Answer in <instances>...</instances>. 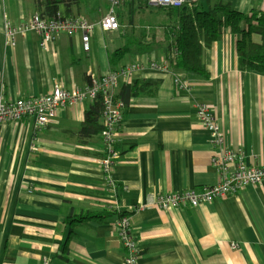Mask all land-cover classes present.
Instances as JSON below:
<instances>
[{"label": "crops", "instance_id": "1", "mask_svg": "<svg viewBox=\"0 0 264 264\" xmlns=\"http://www.w3.org/2000/svg\"><path fill=\"white\" fill-rule=\"evenodd\" d=\"M208 1L242 15L264 12V0ZM107 11V0H79L59 13L96 24ZM36 13H42L36 0H0L2 102L46 95L54 86L83 88L91 75L137 62L143 69L122 83L152 91L124 106L113 187L100 165V134L79 135L90 101L59 109L41 131L30 117L0 126V264H124L115 228L119 213L130 219L140 250L136 264H264V186L197 208L163 211L151 204L160 194L219 183L210 164V134L196 117L199 103L213 113L226 148L242 153L247 166L264 165V71L240 70L238 37L222 26L219 39L202 48L205 78L176 67L159 43L111 66L110 55L125 43L118 32L98 27L86 50L80 33H60L46 48L35 33L18 38L15 48L5 46L4 26ZM251 40L261 43L257 35ZM86 213L103 217L87 220Z\"/></svg>", "mask_w": 264, "mask_h": 264}, {"label": "built area", "instance_id": "2", "mask_svg": "<svg viewBox=\"0 0 264 264\" xmlns=\"http://www.w3.org/2000/svg\"><path fill=\"white\" fill-rule=\"evenodd\" d=\"M132 1L138 0H107L108 11L100 22L90 24L79 16L63 17L60 13L53 19L44 18L36 13L26 22L12 26L6 24L3 29L4 44L15 48L17 40L29 33L38 34L41 37V47L46 48L53 43L58 34L73 35L80 33L81 44L84 49L89 48L93 31L98 27L104 32H118L120 24L115 11L122 9ZM148 6L159 9H179L191 5L200 0H142ZM176 52L170 55L169 61L173 62ZM165 64V63H164ZM155 70L166 71L165 66H157L151 63ZM143 69L141 63H131L114 71L96 77L89 76V83L83 88L63 89L54 86L49 94L18 99L12 102H2L0 92V126L30 117L34 119L35 130L45 129L53 120L57 111L67 105H76L85 101L93 103L97 97L101 98L102 131L100 136L103 141L104 155L100 160L101 169L105 181L110 187L111 170L119 159V152L115 149L122 119L124 104L115 99L116 90L122 82H129L132 76ZM175 83L180 89H185L186 84L174 76ZM195 113L200 125L209 132L210 144L215 154L210 159V164L215 168L219 177V183L211 186H203L200 189H191L183 193H165L157 195L151 204L159 210L167 211L179 209L183 206L197 208L209 204L217 199L239 194L250 187L264 186V165L258 167L247 166L243 154L233 152L224 146L219 124L211 110L202 103L196 105ZM117 237L125 250L124 264H136L140 255L138 244L135 241L131 222L128 216H119L115 222ZM235 248V246H232Z\"/></svg>", "mask_w": 264, "mask_h": 264}, {"label": "trees", "instance_id": "3", "mask_svg": "<svg viewBox=\"0 0 264 264\" xmlns=\"http://www.w3.org/2000/svg\"><path fill=\"white\" fill-rule=\"evenodd\" d=\"M78 1L36 0V3L41 9V16L53 19L61 8L67 10L70 5ZM133 2L135 1L130 2L128 5H132ZM144 4L146 3L144 2ZM160 14L164 17L161 24L164 26L162 33L167 45V57L170 58V55L176 52L175 65L184 73L204 78L207 77V73L200 60L201 50L202 48H208L219 39V28L222 26L228 28L232 34L238 37L236 54L240 70L256 73L264 71V12L251 11L247 15H242L232 11L228 5L220 3L211 5L208 0H204L179 9H160ZM219 16L222 17V20H219ZM242 24L245 25L244 28L241 27ZM252 35L259 36L261 43H253L251 40ZM124 36L126 39L124 48L115 51L109 57V64L111 66L119 64L127 53H130L132 56L143 55L149 49V46L142 40L144 35L140 39L138 38V40H136L137 38L134 35ZM132 48L136 52H131ZM114 70L116 69L114 68L111 71ZM147 90L149 91L147 92ZM151 91L147 86L121 83L114 97L125 105L130 98L136 97L139 94L150 93ZM102 110L101 98L97 97L84 113V119L79 131L80 137L90 138L101 133ZM118 215L127 216L128 214L119 213ZM101 217H103L102 214L86 213L84 219L89 220ZM78 221L80 220L78 219Z\"/></svg>", "mask_w": 264, "mask_h": 264}, {"label": "rangeland", "instance_id": "4", "mask_svg": "<svg viewBox=\"0 0 264 264\" xmlns=\"http://www.w3.org/2000/svg\"><path fill=\"white\" fill-rule=\"evenodd\" d=\"M115 14L120 24L118 36L125 44L124 35H134L136 40L144 35L142 40L149 47L159 43L163 50L166 49L167 45L162 33L164 26L161 24L164 17L160 14L159 8L150 7L144 4V1L138 0L130 6L125 5L122 9L116 10Z\"/></svg>", "mask_w": 264, "mask_h": 264}]
</instances>
